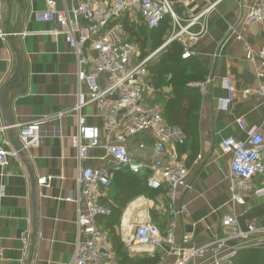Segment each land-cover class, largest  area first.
Returning <instances> with one entry per match:
<instances>
[{
  "label": "crops",
  "instance_id": "0c3cea01",
  "mask_svg": "<svg viewBox=\"0 0 264 264\" xmlns=\"http://www.w3.org/2000/svg\"><path fill=\"white\" fill-rule=\"evenodd\" d=\"M56 1L58 8L66 9L71 16L74 0ZM172 1L183 19L189 17L188 10L195 8L194 15L214 4L202 20L205 31L196 39L192 47L194 54L190 56L212 81L207 91L198 90L194 131L175 147L187 166L184 187L176 190L174 201V206L184 208V212L172 218L166 209L164 189H149L122 206L123 189L115 176L129 173L121 171L110 174L111 184L98 198L110 210L113 208L112 212L120 209L119 218L115 220V213L110 212L96 219L109 239L108 231L113 228L131 255L156 257V264H175L178 258L165 254L163 249L168 250L169 245L163 241L161 247L141 246L131 252L132 233L143 221L156 224L164 233L173 220L174 243L198 248L224 238L229 231L223 227L222 219L232 214L240 228L246 230L248 225H253L257 231L245 238L227 240L226 245L238 249L264 247V194H250L242 205L232 202L228 182L232 156L220 149L221 140L228 136L246 138L237 119L247 127L260 129L264 139V98L257 94L258 88H264V68L256 56L264 48V22L245 18L255 0ZM44 8V0H0V147L7 152L17 150L11 130L20 150L18 126L36 120L40 137L36 147L20 150L23 157L19 153L8 155L7 164L0 166V248L5 264H68L77 239L78 205L66 198L76 199L81 170L112 167L111 158L101 146L90 149L86 160H78V150L72 143L77 133V116L74 112L66 113L77 103L76 57L63 36L50 33L56 24L36 20L35 13ZM124 17L133 32L151 29L140 17L126 13L113 23L124 40L135 42V36L122 25ZM80 21L85 24L84 20ZM192 29L197 31L199 26ZM165 36L164 43L152 51L148 47L142 50L135 42L139 58L141 53L143 59L154 53L147 62L153 60L167 45L169 34ZM227 76L233 82L234 96L223 108L220 102L228 96L223 86ZM100 80L106 82L104 77ZM247 89L252 91L245 94ZM171 93L169 85L155 88L151 76L145 78L146 106L157 107L162 112ZM79 114L87 125L102 129L96 105H82ZM127 149L136 161L151 163L161 159L154 154V140L149 133L130 137ZM142 175L136 177L143 179ZM42 177L46 182L38 184ZM252 181L256 187H262L264 175H255ZM112 251L110 258L96 264H118L113 248ZM185 264H212V261L206 255L189 259Z\"/></svg>",
  "mask_w": 264,
  "mask_h": 264
},
{
  "label": "built area",
  "instance_id": "2783aa9c",
  "mask_svg": "<svg viewBox=\"0 0 264 264\" xmlns=\"http://www.w3.org/2000/svg\"><path fill=\"white\" fill-rule=\"evenodd\" d=\"M75 5L70 13L58 8L56 0H44L45 8L35 13L37 21L54 23L56 28L51 34L63 36L68 47L76 57L77 103L66 113L74 112L77 116V133L72 143L78 150V160H86L90 149L101 146L112 160L110 170L104 167L84 168L80 171L77 183L76 199L78 205L76 224L77 239L75 249L68 264H96L113 255L108 235L96 223L97 217L111 212L110 208L98 201L102 190L111 184V173L125 171L140 175L147 188L164 189L167 199V211L174 218L184 212V208L174 206L175 192L184 187L187 173L185 160L175 152L176 145L185 141V134L179 126L168 124L157 107L144 104L145 78L148 76L145 63L153 55L140 59L138 45L133 41L121 38V32L113 24L122 15L140 17L148 28H156L168 17L171 30L166 44L179 41L184 46L182 58L194 54L192 47L196 39L205 31L202 20L213 7L209 4L197 14L188 10L187 19L179 16L172 0H74ZM245 18L248 21L264 22V0H255L248 8ZM80 20H84L81 23ZM199 26L195 31L192 27ZM256 56L261 68H264V48ZM100 77L105 78L103 84ZM212 78L207 76L203 81L190 83V86L205 92ZM223 86L228 96L220 102L223 108L234 96V85L230 77L223 79ZM83 88L85 91H83ZM250 89L244 91L250 93ZM257 94L264 98V88ZM84 104H94L102 118V129L99 126L87 125L79 114ZM39 122L33 121L18 126L21 149L36 147L39 143ZM236 123L246 133V138L238 140L228 136L221 140L220 149L231 154L228 173L229 191L232 202L242 205L246 196L264 194V186L256 187L252 181L255 175H264V139L260 129L247 127L241 119ZM139 133H149L154 140V154L161 159L151 163L134 160L127 149L130 137ZM103 136V141H101ZM20 149V150H21ZM19 150L5 151L0 147V166L7 164V156H17ZM44 184V177L37 180ZM222 225L229 232L224 238L214 240L201 247H187L174 243L175 222L169 221L162 233L159 227L149 221L139 223L132 233L131 252L141 246L161 247L162 241L169 245L163 251L178 259L175 264H185L189 259L209 256L212 264H231L237 247H228L227 240L245 238L257 231L253 225L243 230L234 215H225ZM261 229V228H260ZM26 242V238L24 240ZM186 240L184 239L183 242ZM0 264L3 263L0 248Z\"/></svg>",
  "mask_w": 264,
  "mask_h": 264
},
{
  "label": "trees",
  "instance_id": "16d2710c",
  "mask_svg": "<svg viewBox=\"0 0 264 264\" xmlns=\"http://www.w3.org/2000/svg\"><path fill=\"white\" fill-rule=\"evenodd\" d=\"M121 21L125 30L130 32V35L135 36V42L140 45L142 50L148 47L152 51L159 47L165 41L163 37L165 35L167 37L171 30V20L168 17H165L156 28L144 29L141 33L133 32L127 27L128 20L126 17L122 18ZM183 52L184 46L179 41L174 40L168 43L153 60L145 64L147 73L151 76L155 88L169 85L172 90V96L166 101L161 112L162 117L168 124L179 126L185 133L186 138H189L194 131L197 119L195 112L199 101L198 89L191 87L190 83L203 81L206 75L202 73L201 66L192 57L182 58ZM141 54L140 57L143 59L144 53ZM167 76L169 77L167 78ZM117 180H119V188L123 189L124 201L122 206L134 197L149 190L143 179H139L132 174H119L115 176V181ZM154 191H160V189ZM119 197L121 195H118ZM111 209L113 210V208ZM112 210L111 213L112 215L115 213V220H117L120 209L113 212ZM108 233L118 264L157 263L156 257L131 255L129 249L120 240L113 228H110ZM231 264H264V247L239 248L232 257Z\"/></svg>",
  "mask_w": 264,
  "mask_h": 264
},
{
  "label": "water",
  "instance_id": "95a60500",
  "mask_svg": "<svg viewBox=\"0 0 264 264\" xmlns=\"http://www.w3.org/2000/svg\"><path fill=\"white\" fill-rule=\"evenodd\" d=\"M9 123V122H8ZM10 135H11V139H12V142H13V144H14V146H15V149H17V150H19V146H18V144H17V142H16V139H15V136H14V134H13V132L10 130ZM19 155L21 156V157H23V152L22 151H20L19 150ZM30 177L32 178L33 177V175L30 173ZM33 179V178H32ZM34 183V182H33Z\"/></svg>",
  "mask_w": 264,
  "mask_h": 264
},
{
  "label": "rangeland",
  "instance_id": "374dc122",
  "mask_svg": "<svg viewBox=\"0 0 264 264\" xmlns=\"http://www.w3.org/2000/svg\"><path fill=\"white\" fill-rule=\"evenodd\" d=\"M141 59V58H140ZM145 68H146V64H145Z\"/></svg>",
  "mask_w": 264,
  "mask_h": 264
}]
</instances>
